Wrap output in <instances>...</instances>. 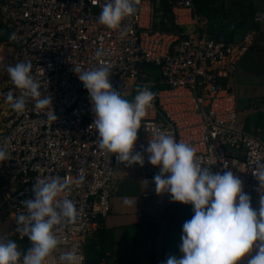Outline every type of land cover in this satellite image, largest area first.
<instances>
[{"label":"built area","instance_id":"obj_1","mask_svg":"<svg viewBox=\"0 0 264 264\" xmlns=\"http://www.w3.org/2000/svg\"><path fill=\"white\" fill-rule=\"evenodd\" d=\"M104 2L0 3L4 23L10 35L17 37L0 47L4 48L0 70L9 63L30 61L40 92L52 96L57 116L49 121L31 98L23 113L14 111L6 97L9 92L18 96L21 90L9 77L0 92V145L7 142L11 158L0 163V213L8 218L26 212L22 201L33 198L37 179L85 176L83 185H74L65 194L76 205L78 219L56 226L61 244L46 264H61V253L74 246L85 264V243L111 211L117 169L126 165L98 148L93 105L72 70L76 66L85 70L110 66V83L121 94L123 88L147 85L145 79L158 72L152 84L159 86L156 98L141 121L134 145V153L144 158L143 166L133 165L140 167L143 197L157 195L154 176L160 166L149 162L146 149L159 132L192 145L201 166L213 173L232 171L242 181L244 193L264 195V181L258 180L264 166V140L244 129L237 96L229 84L253 45L257 28L220 40L211 32L209 16L196 9L194 0H140L137 13L122 21L126 32L122 36L99 23ZM254 21L263 26L264 11H256ZM230 148L243 155L231 153ZM8 228L12 236L28 239L16 231L15 218ZM99 263L107 264V259L102 257Z\"/></svg>","mask_w":264,"mask_h":264},{"label":"clouds","instance_id":"obj_2","mask_svg":"<svg viewBox=\"0 0 264 264\" xmlns=\"http://www.w3.org/2000/svg\"><path fill=\"white\" fill-rule=\"evenodd\" d=\"M139 4L140 0H105L99 23L120 31L123 36L126 32L121 28L122 21L135 15ZM16 39L15 33L9 36L11 41ZM32 69L30 61L6 66L13 85L21 90L18 96L9 92L6 100L14 111L23 113L31 98L35 108L45 111L49 121H56L53 98L42 96ZM72 70L92 102L98 148L110 157L115 154L116 160L127 166H143V155L134 153V145L141 121L153 107L156 93L144 85L138 87L130 101L110 83V66L101 65L91 70L76 66ZM6 144L5 141L0 145V163L11 159ZM146 151L149 162L160 166V173L154 176L157 194L170 193L174 202L191 204L194 211L192 218L183 224L182 256H169L165 264H244L245 258L246 264H264V195H261L259 209H254L239 177L230 170L221 174L202 167L193 146L177 142L171 134L157 133L150 139ZM258 180L264 181V166L259 170ZM84 182L83 174L72 179L59 176L37 179L33 198L22 201L26 212L14 217L16 231L21 237H27L31 246L22 251L14 240L0 239V264H46L61 244L56 226L73 224L79 216L76 205L65 194L71 192L74 185L79 187ZM123 203L135 206L136 200L125 197ZM59 259L61 264H82L83 257L74 246L61 253Z\"/></svg>","mask_w":264,"mask_h":264},{"label":"crops","instance_id":"obj_3","mask_svg":"<svg viewBox=\"0 0 264 264\" xmlns=\"http://www.w3.org/2000/svg\"><path fill=\"white\" fill-rule=\"evenodd\" d=\"M220 1L231 10L239 3H235L237 0ZM245 2L251 3L255 12L264 10V0ZM256 25L258 32L254 43L240 59L238 72L229 84L237 95L243 127L250 133H259L264 140V22L263 26ZM229 151L242 152L233 148ZM116 180L111 197L112 211L100 220L101 229L86 243L88 264H98L101 257H106L107 264H165L169 256L181 257L183 224L194 215L193 206L174 202L170 193L143 197L139 166L118 167ZM245 194L251 197L252 207L258 210L261 197L250 191ZM125 197L136 200V205H125Z\"/></svg>","mask_w":264,"mask_h":264},{"label":"trees","instance_id":"obj_4","mask_svg":"<svg viewBox=\"0 0 264 264\" xmlns=\"http://www.w3.org/2000/svg\"><path fill=\"white\" fill-rule=\"evenodd\" d=\"M194 1H195L196 9L209 16L211 20V32L217 39L231 40L234 38V36L237 33H241L244 30L246 31L248 29L257 28V25L254 21L255 8L250 7L251 3L247 4L245 0L235 1V3L239 2L237 3V8L235 12L238 13V15H240L239 17L235 16V18H232L231 10L229 11L226 10L223 1L220 0H194ZM218 1H220V4H218ZM232 10L234 11V9ZM9 36H10V31L0 17V42L11 43V40H9ZM143 86L144 85H135L134 88L136 89L137 92L138 87H143ZM158 88L159 86H155L150 90L156 93ZM163 216H165V214Z\"/></svg>","mask_w":264,"mask_h":264},{"label":"rangeland","instance_id":"obj_5","mask_svg":"<svg viewBox=\"0 0 264 264\" xmlns=\"http://www.w3.org/2000/svg\"><path fill=\"white\" fill-rule=\"evenodd\" d=\"M2 1H3V0H0V3H1ZM218 4H220V1H218ZM236 8H237V7H234V8H233L234 11L231 10V9H226L227 11L231 10V16H232V18H235V15L238 14V13L235 12ZM261 11H264V10H261ZM0 17H1L2 21H3V18H2V16H1V14H0ZM3 22H4V21H3ZM5 43H6V42H0V47L3 46V44H5ZM0 49H1V48H0ZM9 64H11V63H9ZM157 75H158V72H157V71H152L151 76H149V77H147V78L145 79V81L148 82L147 85L150 87V89H152V88L155 87V84H154V85H152V84L156 81ZM8 79H9V76H8V73H7L6 68H4V70H0V90H1V87H3V86L5 85V83L7 82ZM136 94H137L136 89H135L133 86H130V87H128V88H123V89H122V94H121V95H122L124 98H126V99H128V100L131 101V100L134 99V97H135ZM116 176H117V175H116ZM116 186H117V181H116ZM115 189H116V187L113 188V191H114ZM112 193H113V192H112ZM111 197H112V196H111ZM111 205H112V204H111ZM111 211H112V208H111ZM111 211H110V212H111ZM0 215H1L0 218H2L4 222L7 221L8 218H4L5 215H4L3 213H0ZM8 230H9V233H6V235H4L2 239H5V240H7V239H12V240H14V241L18 244V246L20 247V249H21L22 251H26L27 248H29V247L31 246V244H30L31 242H30L28 239H26V240H21V239L15 237V236H12V235L10 234V229H9V228H8ZM90 238H91V237L88 238L87 242L89 241ZM87 242H86V243H87ZM86 243H85V246H84V252H85ZM88 259H89V258L86 259L85 264H88Z\"/></svg>","mask_w":264,"mask_h":264},{"label":"bare ground","instance_id":"obj_6","mask_svg":"<svg viewBox=\"0 0 264 264\" xmlns=\"http://www.w3.org/2000/svg\"><path fill=\"white\" fill-rule=\"evenodd\" d=\"M3 52H4V48H2V49H0V59L2 58V55H3ZM1 63H0V67H1V65H2V59H1V61H0ZM2 88L3 87H1V90H2ZM1 90H0V92H1ZM237 96V95H236ZM241 122V121H240ZM242 124V123H241ZM245 129V128H244ZM246 130V129H245ZM247 131V130H246ZM249 132V131H248ZM247 192V191H246ZM245 192V193H246ZM110 214V212L105 216V217H107L108 215ZM1 216V215H0ZM14 217H15V215L14 214H12L10 217H8V219H7V221H3V219L2 218H0V239H2L3 238V236L4 235H6V233H9V230H8V227H9V225L11 224V222L14 220ZM104 217V218H105ZM4 218H6V217H4ZM99 229H100V222H99V227H98V229H97V231H96V233L93 235V236H95L97 233H98V231H99ZM93 236H91V237H93ZM21 240H26V239H21ZM88 240V239H87ZM87 242V241H86ZM85 258H86V254H85ZM85 262H86V260H85Z\"/></svg>","mask_w":264,"mask_h":264}]
</instances>
